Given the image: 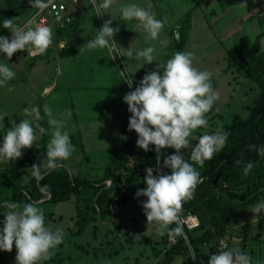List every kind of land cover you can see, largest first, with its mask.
<instances>
[{
  "label": "rangeland",
  "instance_id": "obj_1",
  "mask_svg": "<svg viewBox=\"0 0 264 264\" xmlns=\"http://www.w3.org/2000/svg\"><path fill=\"white\" fill-rule=\"evenodd\" d=\"M5 1L0 0V5ZM101 2L95 0L97 4ZM198 2L114 0L108 9L103 10L104 15L97 17L94 2L80 0L72 23L79 24V27L73 37L69 31L61 36L53 33L52 48L37 58L25 57L22 55L24 51L17 52L25 67L22 77L28 82V87L32 86L34 93L39 94L40 89L46 85L56 88L43 99V106L47 104L57 118L66 110H71V118L66 120L62 131L72 137L75 151L69 159L60 161L64 163L58 162L56 168L63 166L89 179L103 176L112 153L130 138L123 128L128 111L124 95L134 91L146 73L158 68L157 64H165L177 52L173 42L178 33L174 32L172 24L180 23L181 26L189 10L192 28L184 52L194 53V67L212 73V87L219 94L212 110L206 114L208 126L197 129L193 135L197 132L213 134L217 128L232 123L234 118L249 116L250 107L260 94V86L249 80L240 66L230 65L229 57L237 50L249 49L257 35L264 31V0H256L255 3L248 0L246 9L236 6L243 0H204L194 8ZM132 3L146 9L151 4L150 10L155 13L156 19L167 18L159 39L166 37L170 42L163 48L156 42L157 53H154L155 59L150 65L144 64L143 60L136 61L134 56L128 58L126 54L129 47L135 55L136 50L149 46L145 40L146 34L135 29L138 21L121 20L120 6ZM112 17L118 20L117 24ZM109 19H113L111 27L120 28L114 39L122 49L118 53H110L107 48L91 51L82 48L96 37L104 21ZM6 37L10 39L11 34ZM64 42L65 48L62 49L59 45ZM113 56L116 58L112 59ZM40 59L42 63H39ZM33 63L39 68L30 73L28 65ZM125 70L133 80L131 89L119 74ZM42 116L47 130L49 126L44 112ZM49 139L50 135L46 133L37 140L38 146L34 144L33 149H23L21 158L10 161L8 165L19 171V177L10 175L15 182L25 183L22 179L24 176L28 177L27 182L33 178L27 170L33 164L39 165L43 144L47 146ZM23 159L27 160L17 166L18 160ZM4 163L0 164V180L8 167ZM8 195L10 191H4L3 194L0 192V200ZM146 199L143 196H132L119 206L117 212L110 213L99 211L93 189H87L81 195L72 194L70 199L62 202H33L43 209L46 226L52 230H63V243L55 249L52 259L42 261L41 264H156L171 246L169 236L178 238L186 234L179 221L182 219L179 218L162 233L154 225L147 227L142 207ZM262 199L264 194L245 202L240 212L239 218L245 221H259L245 228L248 241H241L243 235L234 230L238 219L228 224L231 237L229 240L225 238L229 247L227 250L239 248L251 257L252 264H264V213L256 216L252 212L253 205ZM188 221L193 225L197 219ZM177 228L178 233L173 231ZM1 253L0 264H16L15 246L11 252ZM172 264H183V257H176Z\"/></svg>",
  "mask_w": 264,
  "mask_h": 264
},
{
  "label": "clouds",
  "instance_id": "obj_2",
  "mask_svg": "<svg viewBox=\"0 0 264 264\" xmlns=\"http://www.w3.org/2000/svg\"><path fill=\"white\" fill-rule=\"evenodd\" d=\"M31 8L45 9L48 3L45 0H28ZM96 16L102 17L114 0H102L95 3ZM248 0L236 5L247 8ZM256 0H253L255 3ZM148 8L135 3L120 6L122 21H138L136 31H143L149 46L143 50H126L128 58L136 61L143 60L144 64H152L157 53L156 42L161 48L170 42L166 37L161 40L160 35L167 24V18L158 20L155 13ZM38 14V13H37ZM17 18L3 20V28L11 33V38L0 36V54L11 60L18 51L27 50L28 56L43 55L52 45V29L35 23L34 18L26 22L23 28L15 24ZM113 19L104 21L102 28L97 31L94 39L87 42L82 48L91 51L97 48H107L110 53H118L122 49L114 39L119 33V26L111 27ZM178 35V34H177ZM116 57L113 56L112 59ZM194 53L176 52L165 64H157L158 69L146 73L134 91L126 93L123 97L131 114L128 131H135L138 136L137 147L145 152L150 151V145L155 146V152L163 155L164 149H174L175 153L163 159L159 175H154L156 169L147 168L144 183L146 188L138 190L137 197H146L142 204L147 227L154 225L162 233L170 224L178 219V212L185 201L194 198L196 187L202 182L200 173L193 166L204 167L216 153L225 146L228 133L217 128L213 134H204L199 137L193 132L199 128L207 127L206 114L219 99V94L213 90L212 73L201 71L193 66ZM163 69V71H161ZM131 89L133 80L126 70L119 73ZM15 77V72L5 63H0V87L7 86ZM26 117L20 123L13 124L5 130L3 144L0 146V162L14 161L22 157L23 149H30L37 145V129L41 136L50 135L47 142L45 159L39 164H33L30 169L31 176L39 182L48 171L55 169L58 162L70 158L75 151L68 132L62 131L67 119L71 118V110H66L60 118L53 115L52 109L45 104L43 112L47 117L49 128L46 130L39 121L44 117L40 115L39 108H25ZM0 117V127H4ZM198 142L193 146L191 141ZM38 146V145H37ZM191 149L188 159L184 150ZM258 155L264 156V146L257 148L255 144L249 145ZM183 150V151H182ZM159 163L160 155L156 157ZM240 164L241 161H236ZM254 164L248 162L244 166V175H247ZM163 169H170L171 174H165ZM22 179L27 182L28 177ZM3 227L0 228V251L11 252L16 249V264H41L55 255V249L63 243V230H52L45 225L43 209L33 203L21 204L14 201H5ZM252 212L256 216L264 213V199L253 205ZM179 232V229L173 230ZM208 264H252L251 257L239 248L223 250L212 254Z\"/></svg>",
  "mask_w": 264,
  "mask_h": 264
},
{
  "label": "trees",
  "instance_id": "obj_3",
  "mask_svg": "<svg viewBox=\"0 0 264 264\" xmlns=\"http://www.w3.org/2000/svg\"><path fill=\"white\" fill-rule=\"evenodd\" d=\"M203 1L199 0L194 8L200 6ZM33 13L34 9L31 8L28 0L5 1L0 5V36L11 34L3 28L4 19L17 18L15 24L20 27L31 18ZM191 18V10H189L177 29L178 36L174 39L177 52L185 51L192 28ZM73 19L66 29L71 37L79 27L77 23L72 24ZM229 58L230 65L240 66L245 76L260 86V94L250 107L247 118L236 117L232 123L221 127L229 134L224 148L210 161H206L204 167L193 165L203 179L196 187L194 198L183 203L178 212V218L195 216L200 224L194 229H188L184 225L187 239L183 236L178 237V242L166 249L163 259L156 264H172L178 256L183 257V264H208L209 256L223 251L218 247V240L221 237L230 239L228 224L234 219H239L245 202L264 194L262 193L264 191V156L249 149L251 144H255L257 148L264 146V31L257 35L249 49L237 50L231 53ZM130 116L131 114L127 111L123 122L124 131L129 133L130 138L120 149L112 153L104 174L99 179H89L81 174H74L62 166L48 171L39 182L32 178L29 182L17 183L11 176L19 177V171L16 167L13 170L8 165L7 174L0 180V192L3 194L4 191H10L8 197L0 200V228L3 227L6 211L3 207L5 201L21 204L40 202L46 198L43 190L51 195V198L46 201L62 202L70 199L72 194L81 195L85 190L93 189L99 211L110 213V211L117 212L119 206L126 203L130 197L136 196L138 190L145 189L146 184L143 182L146 176L145 170L149 167L154 168L156 169L154 175H159L164 157L174 154L175 150L164 149L161 155L155 152L153 145H150L151 150L148 152L139 149L137 134L135 131H128ZM201 135L203 134L200 132L194 133L196 137ZM197 142V140L191 141L193 146ZM190 151L191 149L184 150L186 159ZM41 153L40 163L45 159L44 144ZM158 155H160L159 163L156 159ZM236 161L241 163L237 164ZM248 162H252L254 167L247 175H244V166ZM18 165L20 163H17ZM163 171L165 174H171L170 169H163ZM9 178L12 179L8 181ZM109 182L110 185H108Z\"/></svg>",
  "mask_w": 264,
  "mask_h": 264
},
{
  "label": "crops",
  "instance_id": "obj_4",
  "mask_svg": "<svg viewBox=\"0 0 264 264\" xmlns=\"http://www.w3.org/2000/svg\"><path fill=\"white\" fill-rule=\"evenodd\" d=\"M193 1H195V0H189V2H193ZM155 8H157V7L155 6ZM113 19H115V18H113ZM114 23L117 24L118 20L115 19ZM172 26L174 27V32L178 33L177 29L180 27V23L174 24V25L172 24ZM51 48H52V46H50L47 49L46 53ZM63 48H65V42H64ZM26 51L27 50H24V52H23L24 54H22L25 57L27 56ZM40 56H42V55H39L37 57H40ZM37 57H34V58H37ZM21 60L22 59L19 58L17 53H15L13 55L11 60H7L5 55L0 54V63L7 64L12 69V71L15 72L14 79L10 80L8 82L7 86L0 87V117H5L3 120L4 127H0V143L3 142V136L6 134L5 130L10 128L14 123L18 125L20 123V121L23 119H31V117H26L24 115L23 110L25 108H29V109L32 107L39 108L40 115L42 116V114H43V99H46L47 96H50L54 92V89H56V88H53L54 86L46 85L40 89L39 94H37L36 92L34 93L33 89L31 88L32 86L28 87V84H27L28 82L26 80H24V78L22 77V76H24L25 67L22 66ZM42 62H43V60L40 59L39 63H42ZM28 66L30 68V70H29L30 73L39 68V66L36 63H33L31 65H28ZM39 84L41 87V82ZM44 121H45L44 119L39 121L40 125L43 127L45 126ZM37 135L39 137H41L38 129H37ZM25 160H27V159L18 160L19 161L18 163H23ZM3 163L4 162H0V164H3ZM5 163H4V165L7 166L10 163V161H8L6 164ZM6 170H7V167L5 168V171H4L5 174L3 176H5L7 174ZM255 222L256 223L259 222L258 219L245 221V220L239 218L235 222L234 230L239 232V235H243V237L240 238L241 241H242V239L244 242L248 241L245 228L246 227L248 228L249 226H251ZM229 234L231 235V233L229 232V229H228V235Z\"/></svg>",
  "mask_w": 264,
  "mask_h": 264
},
{
  "label": "built area",
  "instance_id": "obj_5",
  "mask_svg": "<svg viewBox=\"0 0 264 264\" xmlns=\"http://www.w3.org/2000/svg\"><path fill=\"white\" fill-rule=\"evenodd\" d=\"M45 2L48 3V7L42 10L33 8L34 13L29 20H32L34 18L36 24L50 27L52 29V33L56 34L57 36H59L60 33H62V35L65 34L68 25L73 19L74 12L80 0H45ZM59 46L63 48L64 43L60 44ZM37 56L39 55L30 57L34 58ZM43 193H45L46 195V200L51 198V195L48 194L46 191L43 190ZM188 218H191V216H189ZM188 218L179 221L183 226L186 225L188 229H194L199 226L200 223L197 217H195L197 219V222L193 225L189 224V222L187 221ZM183 237L187 239L186 235H184ZM168 241L170 245H174L178 242V238L174 235H170ZM218 245L220 250L228 249V243L223 237L218 240Z\"/></svg>",
  "mask_w": 264,
  "mask_h": 264
},
{
  "label": "water",
  "instance_id": "obj_6",
  "mask_svg": "<svg viewBox=\"0 0 264 264\" xmlns=\"http://www.w3.org/2000/svg\"><path fill=\"white\" fill-rule=\"evenodd\" d=\"M26 54H27V51H26ZM45 194V193H44ZM44 201H46V199H43V200H41L40 202H44Z\"/></svg>",
  "mask_w": 264,
  "mask_h": 264
},
{
  "label": "bare ground",
  "instance_id": "obj_7",
  "mask_svg": "<svg viewBox=\"0 0 264 264\" xmlns=\"http://www.w3.org/2000/svg\"><path fill=\"white\" fill-rule=\"evenodd\" d=\"M192 218H195V217L191 216V218H188V220H189V219H192ZM188 220H187V221H188ZM188 222H189V221H188Z\"/></svg>",
  "mask_w": 264,
  "mask_h": 264
}]
</instances>
